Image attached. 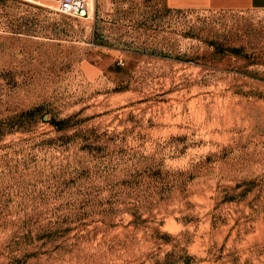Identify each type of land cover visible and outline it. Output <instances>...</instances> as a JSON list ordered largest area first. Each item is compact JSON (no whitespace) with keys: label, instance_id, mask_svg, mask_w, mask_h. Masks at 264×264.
<instances>
[{"label":"rangeland","instance_id":"374dc122","mask_svg":"<svg viewBox=\"0 0 264 264\" xmlns=\"http://www.w3.org/2000/svg\"><path fill=\"white\" fill-rule=\"evenodd\" d=\"M91 3L0 0V264H264V9Z\"/></svg>","mask_w":264,"mask_h":264},{"label":"crops","instance_id":"0c3cea01","mask_svg":"<svg viewBox=\"0 0 264 264\" xmlns=\"http://www.w3.org/2000/svg\"><path fill=\"white\" fill-rule=\"evenodd\" d=\"M179 9H264V0H166Z\"/></svg>","mask_w":264,"mask_h":264},{"label":"built area","instance_id":"2783aa9c","mask_svg":"<svg viewBox=\"0 0 264 264\" xmlns=\"http://www.w3.org/2000/svg\"><path fill=\"white\" fill-rule=\"evenodd\" d=\"M51 8L59 15L76 17L85 12L92 0H48Z\"/></svg>","mask_w":264,"mask_h":264},{"label":"bare ground","instance_id":"6f19581e","mask_svg":"<svg viewBox=\"0 0 264 264\" xmlns=\"http://www.w3.org/2000/svg\"><path fill=\"white\" fill-rule=\"evenodd\" d=\"M34 3V2H33ZM91 6H92V3H90V5H89V10L91 9ZM86 14V12H82L81 14H80V16H84Z\"/></svg>","mask_w":264,"mask_h":264}]
</instances>
